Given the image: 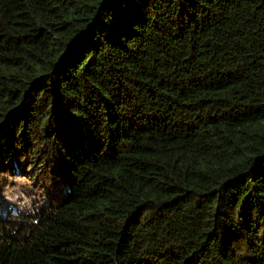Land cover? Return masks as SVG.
Instances as JSON below:
<instances>
[{
  "label": "trees",
  "instance_id": "trees-1",
  "mask_svg": "<svg viewBox=\"0 0 264 264\" xmlns=\"http://www.w3.org/2000/svg\"><path fill=\"white\" fill-rule=\"evenodd\" d=\"M0 175V264H264V0H0Z\"/></svg>",
  "mask_w": 264,
  "mask_h": 264
},
{
  "label": "rangeland",
  "instance_id": "rangeland-1",
  "mask_svg": "<svg viewBox=\"0 0 264 264\" xmlns=\"http://www.w3.org/2000/svg\"><path fill=\"white\" fill-rule=\"evenodd\" d=\"M7 176L4 180L3 177ZM25 178L0 175V197L12 210L30 213L35 205L40 202L42 187H33L31 181Z\"/></svg>",
  "mask_w": 264,
  "mask_h": 264
},
{
  "label": "clouds",
  "instance_id": "clouds-1",
  "mask_svg": "<svg viewBox=\"0 0 264 264\" xmlns=\"http://www.w3.org/2000/svg\"><path fill=\"white\" fill-rule=\"evenodd\" d=\"M8 176H10V175H8ZM7 177V176H6ZM26 181V180H25ZM27 183V182H26ZM0 199L3 201V198L2 197H0Z\"/></svg>",
  "mask_w": 264,
  "mask_h": 264
}]
</instances>
